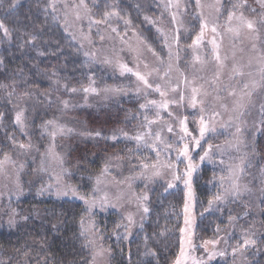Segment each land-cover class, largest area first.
<instances>
[{"label": "rangeland", "instance_id": "1", "mask_svg": "<svg viewBox=\"0 0 264 264\" xmlns=\"http://www.w3.org/2000/svg\"><path fill=\"white\" fill-rule=\"evenodd\" d=\"M1 1V0H0ZM111 2L115 0H110ZM148 0H146L147 2ZM152 3L153 11L146 14L148 17V23L154 27L155 32L161 40V46L163 50L155 51L165 62L168 60V49L165 46L164 36L167 35L169 42L174 35L179 34V60L173 59V70L170 76L167 78L170 82V86H175L183 79L181 73L186 75L189 80L196 78V84H204L205 89L210 93L208 97L203 98L204 103V115L208 119L212 112H219L220 115L214 118V126L217 131L210 133L205 140L201 141L202 147H196L190 140L180 142L178 123L166 113L172 112L175 117L183 118L187 117L188 129L193 136L198 137V123L200 113V106L196 109H192L187 104V98L190 96V91L180 83L181 89L184 90L186 97L185 102L180 105L170 104L169 108L161 112L162 119L152 125V132H161V136L165 144H171L173 150L170 152H160V164L173 163L177 165V174H182L188 163L183 157L177 161V153L175 149L182 148L183 143H190L192 151V162L199 165L197 170L193 173L192 188L194 192V209L192 215L195 218L194 225L190 228L191 241L196 247L188 250L189 259L187 264H193V258L196 260L205 259L204 249L199 247L204 241H199L196 236V221L197 216L195 212L196 204V192L194 189L195 178L203 165L214 166L218 171V193H222L224 189L231 187L232 171L238 174V183L241 187L247 186L248 191L242 192L238 199L242 204L249 208L245 210L246 216H250V212L254 211L252 202L255 200V189L250 185L247 180V168L251 166L252 153L258 152V156L261 157V162H264V127L261 126L260 121L264 120V116L261 115V105L264 104V87H257L250 101L247 97L240 100L241 90L243 85L238 83L241 79L245 82H251L253 80L258 83L261 81V67H264V62L260 57L264 55V24L260 21L264 18V8L261 7L260 0H200V7L196 6L195 0H149ZM247 4V7H240L236 9V15H240L241 12L247 19L256 21V27L258 32L250 33L246 28H242L239 37H235L232 33L226 29L231 26L235 27L237 21H233L229 25L227 21V14L229 10H232L233 5ZM50 4H55V11L50 7ZM49 10L53 21L67 29L66 32L71 36H75L74 39L82 48L85 62L88 64L89 69L93 72L92 79L88 86L95 87L98 91L96 93H84L82 89H77L76 92L66 91L61 96L53 98L58 99L57 115L52 116L48 120H53L57 125L63 126L64 133H57L53 139L50 133L54 131L53 128H49L46 132L42 128L41 135L47 137V144L42 153H38L36 146L32 144L30 150H22L20 148L14 154H8L9 159L4 162L2 169H0V229L5 227H11L15 225L17 219L16 203L25 194H29L28 188L30 185L37 186V193L40 195L48 193L53 197L61 199H75L77 198L58 197L56 192L58 188H63L67 185L75 187L80 195H84L88 198H94L97 200V205L91 213L86 216L83 229H90L95 226V234L93 231L86 233L87 242L94 240L95 245L90 246L92 257L95 253L101 252L102 255H96L95 261L92 264H111V253L102 243L100 236V228L97 224L98 214L101 216L109 212H116L120 215L123 226V234L130 239L133 237L141 227L146 219L147 213L143 212V207L148 208V200L141 202L138 197L149 195L150 188L156 183H163L165 185L173 184V187L182 186L185 188L182 180H173V170L166 167H161L159 176H152V169L146 170L144 176L135 179L131 182L126 181L125 177L137 176L141 172V168H131L130 172H122V162L118 157L109 160L107 165L109 166V172L104 175H98L101 183L96 184V177L94 179L92 188L89 192H83L76 185L67 179V171L65 167L66 150L69 145L75 141L88 140L91 137L94 139L101 134L100 130L112 129L110 137L117 135L118 139L122 141V145L125 147L131 145L139 152L142 150L146 152L147 156L143 162L153 164L156 162V155L152 148L144 145H137L134 141L127 139L122 133H127L128 136H134L138 132H144L145 123L143 121V115H147L149 119H156V110L152 109L147 112H140L139 105L146 103L148 100L160 101L161 97L158 93L148 92L145 94L143 89L138 94L136 92L138 81L136 77L131 73H122L119 64H127L133 68L134 71L139 70L142 73L158 68L160 74L163 73L164 68L167 67V63L163 66L160 65L156 56H153L151 52L147 51L145 45L141 41H146L150 44L143 35L136 29L131 23L130 27L125 26V18L120 9L113 10V12L119 13V15L110 16L105 23L95 25L91 24V20H101L96 17L89 8L88 0H84V6L80 5V0H50L48 2ZM86 6V9H85ZM219 9V11H217ZM255 9V11H252ZM202 14V15H201ZM79 15V19H77ZM173 15H175V22H173ZM202 21L208 23V28L205 30L204 40L201 46L193 51L188 48L200 31V25ZM212 26L217 27V33L211 32ZM116 28L119 35L116 32H112L111 29ZM157 29H162V32H158ZM104 36V40H100V36ZM217 43L220 44L221 56H227V67L223 70V83L229 85L230 88L235 87L237 91L236 97H231L226 91L219 93L220 99H216V93L213 92L212 87L209 86L207 81H210L217 70V66L212 59V44L213 37ZM255 36V38H253ZM120 37H123L121 40ZM89 40L92 42L90 43ZM255 44V48H253ZM177 48L173 45V52L176 53ZM95 53V57L85 56V53ZM199 55L202 60L205 61L203 65L199 62L194 63V56ZM106 60H110L111 63H106ZM147 64L148 68L145 69L144 65ZM233 64L238 67H242L245 75L243 78L237 76L235 79H229L231 76V68ZM138 65V68H137ZM178 69V70H177ZM109 78L112 81L108 82ZM94 81V83H92ZM150 82L161 83L157 75L153 73L150 78ZM64 88V87H63ZM105 88L123 89L119 92H105ZM72 89V88H70ZM76 89V88H75ZM65 90V89H64ZM50 99V100H51ZM169 100L178 99V94L169 92ZM49 100V99H48ZM123 100L131 101L136 100V104L133 107V112H130L127 118V112L123 114V117L117 116L115 113V122H109L107 118H100L97 114L101 113L102 108H108L119 105ZM62 101H68L69 107L64 108ZM128 101V102H129ZM240 101L246 105L244 109H236L237 102ZM31 103L27 100L19 103L17 111L23 110L24 116L23 127L18 125L23 133L27 128V113L26 108ZM221 104L226 107H221ZM131 108V104L126 107ZM16 111V112H17ZM243 112V115L240 113ZM136 117V118H133ZM121 118V119H120ZM231 118L230 127H222L226 125ZM46 120V121H48ZM127 120V122H126ZM173 126V133L167 132V125ZM239 126L242 131L236 132V127ZM67 129H71V132H67ZM152 137L149 139V143L152 142ZM237 140L239 143V150L236 148L228 147V144H235ZM31 141V140H30ZM116 141V140H115ZM26 141L24 144H28ZM221 146L220 148L214 147L210 159L204 161L200 160V156L204 154V151L208 148V145ZM130 147V148H131ZM163 147V145H161ZM50 150V151H49ZM142 154V153H141ZM4 160V158L2 159ZM223 161V163H220ZM244 162L243 165L241 162ZM250 162V163H249ZM249 164V166H248ZM23 165V167H21ZM243 167V171L240 172L239 168ZM264 167V165H260ZM35 171L34 176L28 177V172ZM44 178V180H42ZM221 178H223V185H221ZM29 180V181H28ZM124 181V183H120ZM35 184V185H34ZM38 184V185H37ZM51 185V188L49 186ZM98 188V191L93 193V189ZM43 189V191H41ZM186 194V193H185ZM107 195L108 203L101 206L100 200ZM232 197H228L223 203L214 206L211 210L218 209L224 206L225 203ZM83 202V201H81ZM85 205V204H84ZM258 205V204H256ZM132 217L131 226L126 228L125 225H129L128 217ZM13 223L10 225L9 221ZM185 220V216H184ZM229 226V225H228ZM185 227L183 223L182 228ZM230 227V226H229ZM219 238V243L213 249L212 245H209V250L225 251V256H216L212 261L215 262H228L229 264H251L252 258H248V252L245 250L243 255L232 254V248L238 244L243 243V239L237 238L235 242H230L232 239L229 231ZM251 235V239L258 240V233L256 230H247ZM185 241L188 239L187 234L181 233V238ZM213 239V240H217ZM187 248V244H186ZM254 252H256L254 250Z\"/></svg>", "mask_w": 264, "mask_h": 264}, {"label": "trees", "instance_id": "2", "mask_svg": "<svg viewBox=\"0 0 264 264\" xmlns=\"http://www.w3.org/2000/svg\"><path fill=\"white\" fill-rule=\"evenodd\" d=\"M49 1L17 0L14 9L9 8L12 0L0 1V20L10 30L8 37L0 32V113H3L0 118V160L5 154H14L18 149L8 138L10 136L15 138L17 144L31 140L38 153H42L47 137L40 134L41 126L56 116L58 110V99L51 98L65 93V85L68 89H82L92 79L93 72L85 62L82 48L65 28L53 21ZM88 5L100 19L104 12L120 9L154 48L163 50L154 27L145 19L146 14L153 11L149 0H88ZM32 36H35V40H31ZM106 81L112 80L107 78ZM25 93L30 95L25 96ZM41 94H47V98ZM48 99H51L50 104ZM25 100L31 104L25 109L28 133L22 134L14 121L19 103ZM128 101L102 108L97 116L115 122V113L123 117L127 112L128 118L136 100L133 103ZM130 104L131 108L127 109ZM111 131L100 130L101 134L96 138L77 140L66 150L67 179L83 192L91 190L94 179L111 158L118 157L122 162V172L126 173L133 165L138 167L151 155L142 150L139 152L130 144L125 147L121 140L110 139ZM258 154L254 151L253 156L249 157L251 166L248 164L246 172L249 184L251 179L250 185L256 191L252 202L254 211L248 217L245 210L249 207L233 198L218 209L205 211L208 201L219 190L218 171L214 166L203 165L194 181L196 236L199 241L217 239L227 232L229 226L232 243L240 237L243 240L251 239V235L247 237L250 234L247 230H256L259 232L258 240L246 248L248 258H254L251 264H264V203H261L264 200V167L260 166L264 162L260 163ZM33 174L35 171L31 170L28 177L32 178ZM37 189L36 185H30L29 194L16 203V216L19 219L15 225L0 229V264H43L45 259L48 264H92L90 246L85 247L87 238L81 235V218L85 222L88 215L84 203L53 197L47 192L40 195L35 191ZM185 193V189L179 185H153L149 190L146 219L130 239L123 234L118 213L98 214L100 236L111 253V264H172L180 250ZM229 217L238 219L229 223ZM153 250L156 256L150 254Z\"/></svg>", "mask_w": 264, "mask_h": 264}, {"label": "snow or ice", "instance_id": "3", "mask_svg": "<svg viewBox=\"0 0 264 264\" xmlns=\"http://www.w3.org/2000/svg\"><path fill=\"white\" fill-rule=\"evenodd\" d=\"M195 3H196L197 7L201 6L200 0H195ZM16 4H17V0H12L11 4L9 5V8L14 9L16 7ZM260 4H261V7L264 8V0H260ZM80 5L84 6V0H80ZM49 6L53 8V11H55V4H50ZM240 7H247V4L244 3V4L233 5L232 10L228 11L226 22L229 25H231L234 20L237 21L238 23L235 27L229 26L226 30L228 32L232 33L235 37H239L240 31L242 28H246L250 33H253V34L257 33L258 29L256 27V23H257L256 21L245 18V16L243 15L242 12L240 15H236V9L240 8ZM85 9H86V6H85ZM217 11H219V9H217ZM252 11H255V9H252ZM113 15L118 16L119 13L106 11L103 14V17H104L103 19L91 20L90 26H91V24L99 25V24L105 23L107 21V19ZM77 19H79V15H77ZM145 19L147 20L148 17H145ZM172 19H173V22H175V15H173ZM124 23H125L126 28L131 26V20H125ZM260 23L264 24V18L261 19ZM207 28H208V23L206 21H202L201 25H200L199 33L193 39L192 43L190 45H188V48H191L193 51H195L201 46V44L204 40L205 30ZM65 30H67V29H65ZM111 31L116 32L117 35H119L116 28H112ZM157 31L162 32V29H157ZM0 32H3V35L5 37L10 36V30L2 20H0ZM211 32L214 34H218L217 33V27L212 26ZM72 38L76 39L75 36H73ZM120 38H121V40H123V37H120ZM253 38H255V36H253ZM31 40H35V36H32ZM100 40L103 41L104 36L101 35ZM164 40H165V46L168 49V52H167L168 60H167V62H165L164 59L158 55V53L151 46V44H148L146 41H141V43H143L145 45L147 51L151 52L153 56L157 57L161 66H163L165 63H167V67L164 68V71L162 74H160V70L158 68H153L150 71L142 73L139 70L134 71V69L129 67L127 64H123V63L119 64V68H120L122 73H131L136 77V79L138 81V85H139L136 89V92L138 94L143 89L145 94H147L148 92H155V93H158L161 97L160 101L148 100L146 103H142L139 105L140 112H147V111H150L152 109L156 110V113H155L156 119H149V117L147 115H143V121L145 123V129H146L144 132H138L134 136H128L127 133H122V135H124L127 139L134 141L138 146L144 145L146 147L152 148L155 152V155H156V162L155 163L150 165L148 163L141 162L139 165V167L141 168V172L137 176L125 177V180L131 182L135 179H138V178L144 176L145 171L149 170L150 168L152 169V176H159V175H161V172H160L161 167H166L168 169L173 170V180L174 181L182 180L187 191L185 194V201H184V216H185L184 223H185V227L181 228L180 232L182 234H187L188 239H187V241H185V239L183 237L181 238L179 254L176 255L175 259L172 261V264H187V260L189 259L188 250L194 249V247H196L192 244L191 233L189 230L195 223V218L192 215V212L194 209V192H193V188H192V180H193V173L197 170L199 165L194 164L192 162V151H191L190 143H188V142L183 143L182 148L175 149V151L177 153V161L183 162L180 160V157H183L184 160L188 161L186 168L182 174H177V165L176 164L166 163V164L161 165L160 164V152L161 151L170 152L173 150V146L171 144H165V142L161 136V132L153 133L152 132V125L158 123L162 119L161 112L167 110L169 108L170 104L180 106L185 102L186 97L184 95V90L181 89V87H180V83H183V85H185V87L190 91V96L187 98L188 106L192 109H196L197 106L199 105L200 106L199 110L201 113L199 120L197 121L198 131H199L198 137L193 136L192 133L189 131L188 123H187V119H188L187 117H183V118L175 117L174 114L170 111L166 113L169 117L173 118L179 125V131L181 133V135L179 136L180 142L185 141V140H190L191 143L194 144L196 147H202L201 141L205 140L206 137L210 133H215L217 131L216 127L214 126V118L218 117L220 115V113L219 112H212L208 119L205 118V115H204L205 100L203 98L208 97L210 95V93L205 89L204 84H199V85L196 84V78L195 77L192 80H189L186 75L181 73V75L183 77L182 81L180 83H177L175 86H170V82L167 78L170 76V74L173 70V59L175 57L176 61L179 60V55H178V53H179V34L174 35L171 38L170 42H169V38L167 37V35H165ZM89 42L91 43L92 41L89 40ZM211 44H212V49H211L212 59L215 62V65L217 66V70L215 71L212 79L210 81H207L206 83H208L209 86L212 87L213 92H215L217 94L216 95L217 100L220 99L219 93L221 91H226L229 96L236 97L237 91H236L235 87L230 88L229 85L224 84L223 80H222L223 70L227 67L228 57L226 55L223 57L221 56L220 44L217 43L215 36L213 37ZM173 45H175L177 48L176 53L173 52ZM252 47L255 48L256 47L255 44H253ZM85 56H92L94 58L95 53H87L86 52ZM260 59L262 62H264V55H262L260 57ZM0 62H2V61H0ZM105 62L111 63L110 60H106ZM193 62L194 63L199 62L201 65H203L205 63V61L202 60L199 55L194 56ZM144 67H145V69H147L148 65L145 64ZM137 68H138V65H137ZM260 71H261V81L259 83L255 80H253L251 82H245L243 79H241L238 82V83L243 85V88L241 90V96H240L241 101H243V99L245 97H247L250 101V99H251L252 95L254 94L256 88L257 87H264V67H261ZM153 73H155L157 75L159 80L163 81V85L161 83H155L154 84L153 82H150V78L153 76ZM53 75H55V72H53ZM244 75H245V73H244L242 67H238L237 65L233 64V66L231 68V76L229 77V79H235L237 76L243 78ZM92 83H94V81H92ZM64 87L69 92L74 93L77 91V89H75V88L68 89L67 85H65ZM82 91L84 93H96L98 90L95 87L89 86V87H83ZM104 91L105 92H109V91L119 92V91H123V89L105 88ZM169 92L174 93V94H178V99L169 100L168 99ZM9 95H11V93H9ZM24 95L28 96L30 94L25 93ZM41 95L44 96L45 98H47V94H41ZM48 103L49 104L51 103L50 99L48 100ZM62 104H63L65 109H67L69 107L68 101H62ZM221 107H226V106L221 104ZM244 108H246V105L244 103L238 101L236 104V109H244ZM260 111H261V115L264 116V104L261 105ZM240 114L243 115V112H241ZM23 116H24L23 110L17 111L15 114V121H14L15 124L21 125L23 127V120H22ZM2 117H3V113H0V118H2ZM133 118H136V117H133ZM260 124L262 127H264V120H261ZM230 126H232L231 118H230V121L226 125H222V127H230ZM41 127L45 130V132L49 128H53L54 131H52L50 133V135L52 136L53 139L55 138V136L57 135L58 132L59 133L65 132L64 127L57 125L56 122L53 120L45 121ZM66 131L71 132L72 130L67 129ZM173 131H174L173 126L171 124H168L167 125V132L173 133ZM241 131H242V129L239 126H237L236 132L240 133ZM22 134H24V133L22 132ZM96 135H100V134L97 133ZM152 137H154V139H152V142L149 143V139H151ZM8 138L13 142L14 146H16L22 150H30L33 147L30 140H29L28 144H24V143L17 144L14 137L10 136ZM110 139L115 141L118 139V137H117V135H113L110 137ZM239 143H240V141L237 140V142L235 144H228V147L236 148V150L238 151L239 150ZM161 145H163V147H161ZM214 147L220 148L221 146H219V145L213 146L212 144H209L208 148L204 151V154L200 156V160L204 161L206 159H210V155L212 154V150ZM8 159H9V157L7 156V154H5L4 160H0V169H2L4 162L7 161ZM220 163H223V161H221ZM243 163L244 162L242 161L241 164L243 165ZM21 167H23V165H21ZM133 167H136V165H133ZM109 170H110L109 166L106 164L104 166V168L101 170V175L108 173ZM230 171L232 172V176L234 177L231 180V187L224 189L222 193L216 194L213 197V199H210L208 201V208L205 209L206 212L209 211L210 209H212L214 206H217L220 203H223L228 197H232L235 200L241 196L242 192L248 191L247 186L241 187V185L237 182L238 181L237 172L232 171L231 169H230ZM239 171L240 172L243 171L242 166L239 168ZM100 183H101V180H100V177L98 176L96 178V184L99 185ZM120 183H124V181H120ZM221 185H223V178H221ZM168 187H173V184L170 183L168 185ZM49 188H51V185L49 186ZM41 191H43V189ZM97 191H98V188L93 189V193H95ZM56 195L58 197L71 196V197H74V198H77V199L83 201V203L86 206L85 212H88V213H91L97 205V200L94 198V196L92 198H88L84 195H80L78 193L77 189L71 185H67L63 188H58ZM138 199L143 203V202H146L148 200V197H147V195H144L142 197H138ZM108 202L109 201H108L107 195H105L100 200L101 206L103 204L108 203ZM261 203H264V200H262ZM148 211H149V209L146 206H144L143 212L148 213ZM201 215H203V213H201ZM24 219H28V217H24ZM236 219H238V217H229V223H232ZM128 220L130 223H129V225H125L126 228L131 226L132 217L129 216ZM12 223H13V221L10 220L9 224L11 225ZM80 223H81V227H82V231H81L82 236L86 235V233L88 231H93V233L95 234L96 229H95L94 225L90 229H86V230L83 229V224H84L83 217L81 218ZM53 227H55V225ZM117 227H120V225H117ZM216 231L219 232L220 229L217 228ZM125 238H127V237H125ZM101 239H102V237H101ZM218 243H219V240L217 239V240L204 241L203 244L199 245V247L204 249L205 256L207 257V260H205V259L196 260L193 258V264H211V261L216 256H225L226 255L225 251L209 250V247H208L209 245H212L213 249H214ZM255 243H256V241L253 239H244L243 243L238 244L236 247L232 248V254L234 256L236 254L243 255V252L246 250V248L249 245H254ZM186 244H187V248H186ZM94 245H95V241L89 240L85 244V247L94 246ZM102 254H103L102 251L95 253L92 257L93 262L95 261L96 255H102ZM150 254L153 256L157 255V253L154 250L151 251ZM43 264H48L47 259L44 260Z\"/></svg>", "mask_w": 264, "mask_h": 264}]
</instances>
